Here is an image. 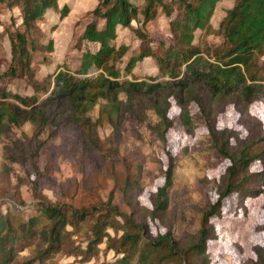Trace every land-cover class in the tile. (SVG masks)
Wrapping results in <instances>:
<instances>
[{"label": "trees", "instance_id": "trees-1", "mask_svg": "<svg viewBox=\"0 0 264 264\" xmlns=\"http://www.w3.org/2000/svg\"><path fill=\"white\" fill-rule=\"evenodd\" d=\"M218 1L98 0L88 11L79 38L94 44L95 49L82 54L76 69H58L39 80L32 58L36 53L51 52L53 41L45 37L37 22L49 10L64 18L69 6L60 0H8L9 6L19 9L23 30L8 33L11 58L0 72V137L11 125L28 121L32 126L30 137L5 145L3 154L9 161L34 165L44 144L40 136L48 126L58 127L64 121L80 133L82 146L91 144L100 149L99 125H109L111 138L117 140L125 114L142 121L147 110L157 116L152 129L165 144L173 124L169 115L173 100L179 123L190 135L195 124L189 105L198 106L211 147L229 164L217 183L216 199L202 210L199 227L184 238L175 236L169 217L175 167L172 156L163 184L151 194L148 215L166 225L165 232L156 235L139 218L140 186L130 174L121 189L127 211L113 202L112 191L105 201L78 208L52 202L38 192L33 211L26 217L12 208L0 209V264H13L38 238L43 247L22 264H45L67 246L71 235L82 232L85 246L68 247V252L83 261L112 250L120 257L100 264H208V241L216 237L211 219L221 215L224 199L234 193L241 203L258 196L264 186V145L260 144L264 138L231 142V131L218 129L213 119L228 103L245 111L250 102L264 98V0H234L219 23L223 41L213 46L205 37L212 28L210 21ZM160 13L169 18L172 41L161 40L154 46L143 28ZM121 28L130 29L139 40L126 62L128 46L115 41ZM144 58L153 60L156 75H132V69ZM15 78H24L31 93L8 90L4 80ZM98 103V116L93 120L89 112ZM257 160L263 168L250 171ZM254 252L250 263L264 264V246H255Z\"/></svg>", "mask_w": 264, "mask_h": 264}, {"label": "rangeland", "instance_id": "rangeland-1", "mask_svg": "<svg viewBox=\"0 0 264 264\" xmlns=\"http://www.w3.org/2000/svg\"><path fill=\"white\" fill-rule=\"evenodd\" d=\"M97 1L60 0V4L69 6L64 18L49 10L37 22L45 37L53 41L51 52L36 53L32 58L31 66L35 68L37 79L41 80L58 69H76L82 54L95 49L94 44L80 41L79 38L88 20V11L94 8ZM233 4L234 0L217 2L210 21L212 28L205 37L208 44L217 46L222 43L219 23ZM21 21L19 9L9 6L8 0H0V72L6 69L11 58L8 33L15 29L22 31ZM132 24L136 26L137 22L133 21ZM143 29L154 46L161 40L165 43L172 41L169 18L162 13L148 21ZM115 41L128 46L124 62L139 46L136 34L127 28L119 29ZM156 74L157 68L151 58H144L132 69V75L149 77ZM3 83L14 93H31L24 78L5 79ZM99 104L89 112L93 120L98 116ZM189 110L195 124L191 135L180 125L178 108L171 100L169 115L173 124L166 133L165 144L152 129L158 118L151 110L146 111L142 121L125 114L121 137L117 140L111 138L109 125H99L97 135L100 149L91 144L82 146L80 133L65 121L58 127L48 126L40 136L44 144L34 158V165L29 161L11 162L4 156L5 145L24 141V136L30 137L32 132L28 121H23L19 126L11 125L9 131L0 137V209L5 211L12 208L26 217L33 211L38 192L52 202L78 208L99 204L112 191L113 202L127 211L121 189L126 176L130 174L140 186L139 218L148 223L152 235L163 233L166 225L151 219L148 213L152 208L151 194L163 184L164 171L169 156H172L175 167L168 208L171 227L179 238L193 234L199 227L204 206L216 199L217 183L229 160L219 156L211 147L198 106L191 103ZM213 119L218 129L231 131V142L264 138V98L250 102L245 111L228 103ZM260 144L264 145V140ZM261 168L263 163L257 160L250 166V171ZM211 222L215 226L216 237L208 241V264H251L250 261L255 258L254 247L264 246V186L258 196L248 197L241 203L237 201L236 194L229 195L223 201L221 215L213 217ZM84 233L71 235L67 246L45 264H100L120 257L112 250L102 251L90 261L69 254L68 247L85 246ZM109 233L113 235L111 230ZM41 247L43 244L38 238L33 245L19 253L13 264H22ZM100 247L103 249L104 244Z\"/></svg>", "mask_w": 264, "mask_h": 264}]
</instances>
